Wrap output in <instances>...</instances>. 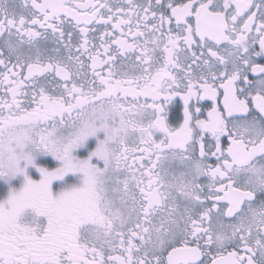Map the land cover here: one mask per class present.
Listing matches in <instances>:
<instances>
[{"label": "snow or ice", "instance_id": "1", "mask_svg": "<svg viewBox=\"0 0 264 264\" xmlns=\"http://www.w3.org/2000/svg\"><path fill=\"white\" fill-rule=\"evenodd\" d=\"M21 174L0 264H264V0H0V180Z\"/></svg>", "mask_w": 264, "mask_h": 264}, {"label": "flooded vegetation", "instance_id": "2", "mask_svg": "<svg viewBox=\"0 0 264 264\" xmlns=\"http://www.w3.org/2000/svg\"><path fill=\"white\" fill-rule=\"evenodd\" d=\"M96 142H97L96 137H90L86 141V145L89 148H94ZM81 149H83V148H81ZM35 163L39 164L41 166H46L49 168V170H51V168H53V167L60 166L59 161L55 160L50 154H47V155L37 154L35 157ZM21 164H22L21 166H23L24 162H21ZM35 170H36V168L32 167L31 165H29L28 168L26 169V171H29V172H32ZM39 178H41V176H39ZM23 180H24V177L22 174L18 175L17 177H14L13 179L8 181L7 183L3 180H0V194L9 193L10 189L21 188L22 187L21 183L23 182ZM72 186H77V184H75V182L72 179H70L67 175L63 180L53 181L52 191H53L54 195H58L60 193V191L67 189L68 187H72ZM4 198H5L4 196L0 197V199H4Z\"/></svg>", "mask_w": 264, "mask_h": 264}, {"label": "rangeland", "instance_id": "3", "mask_svg": "<svg viewBox=\"0 0 264 264\" xmlns=\"http://www.w3.org/2000/svg\"><path fill=\"white\" fill-rule=\"evenodd\" d=\"M74 155L83 158L84 156L87 155V151L84 150V149H76V150L74 151ZM59 163H60V162H59ZM21 165H22V164H21ZM27 174H28L29 177H31V178L34 179V180H39V179H40V178H39L40 173H38L37 170L32 171V172L27 171ZM68 177H69L70 179H72V180L75 182V184H77V187H78V186H82V180H83L82 174H79V173L71 174V173H70V174H68ZM23 183H24V180H23V182L21 183L22 186H23ZM19 189H20V188H19ZM19 189H16V190L18 191ZM8 194H9V193H6V194H0V197L4 196V197L6 198Z\"/></svg>", "mask_w": 264, "mask_h": 264}, {"label": "clouds", "instance_id": "4", "mask_svg": "<svg viewBox=\"0 0 264 264\" xmlns=\"http://www.w3.org/2000/svg\"><path fill=\"white\" fill-rule=\"evenodd\" d=\"M9 195H10V193L7 195L6 198L0 199V204H4L5 206H7V200H8Z\"/></svg>", "mask_w": 264, "mask_h": 264}]
</instances>
